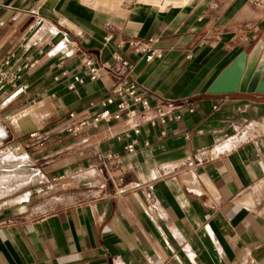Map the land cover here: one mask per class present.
<instances>
[{
  "label": "crops",
  "instance_id": "1",
  "mask_svg": "<svg viewBox=\"0 0 264 264\" xmlns=\"http://www.w3.org/2000/svg\"><path fill=\"white\" fill-rule=\"evenodd\" d=\"M97 1L0 0V171L44 176L0 204V264H264V92H209L264 58V0ZM134 82L127 136L98 115Z\"/></svg>",
  "mask_w": 264,
  "mask_h": 264
},
{
  "label": "built area",
  "instance_id": "2",
  "mask_svg": "<svg viewBox=\"0 0 264 264\" xmlns=\"http://www.w3.org/2000/svg\"><path fill=\"white\" fill-rule=\"evenodd\" d=\"M156 52L153 51V54ZM91 64V62H88ZM124 63H127L124 61ZM90 71L93 77L99 75V68L91 67ZM13 81V76L8 71L0 70V90H2L8 82ZM114 92L119 96V101L115 102V98L110 96L106 99L104 104L107 106L109 104L116 103V110L111 112L108 108L105 109L98 115V119H120L123 116L126 117V121L128 122L129 128L125 131L127 136H130L131 131L135 132L136 134L140 133V125L137 123H133V119L138 115L139 111L137 109V104H141L144 109L149 108V101L147 99V92L144 88L140 87L137 83H131L129 87L126 89L123 88H115ZM194 106L190 107V110H194ZM158 111L161 113L160 121L165 123L167 119H180L181 115H165L162 111L161 106H157ZM140 114V113H139ZM144 117V115L142 116ZM34 135V134H32ZM138 143V139L135 138L131 141L130 144L127 145V149L129 151H133L135 145ZM113 158L112 155L108 156V160Z\"/></svg>",
  "mask_w": 264,
  "mask_h": 264
},
{
  "label": "water",
  "instance_id": "3",
  "mask_svg": "<svg viewBox=\"0 0 264 264\" xmlns=\"http://www.w3.org/2000/svg\"><path fill=\"white\" fill-rule=\"evenodd\" d=\"M264 92V58L259 51L238 55L211 84V93Z\"/></svg>",
  "mask_w": 264,
  "mask_h": 264
},
{
  "label": "bare ground",
  "instance_id": "4",
  "mask_svg": "<svg viewBox=\"0 0 264 264\" xmlns=\"http://www.w3.org/2000/svg\"><path fill=\"white\" fill-rule=\"evenodd\" d=\"M4 136H5L4 130L0 129V141ZM9 158L11 157L9 156ZM20 158L21 160L16 158V161L17 159L20 160L19 167L18 166L15 167L17 168V170L12 171L13 168L12 166V168H7L5 170L0 171V198L10 194H15L19 190H22V188H24L28 184L40 182L43 179L44 176L38 169L29 167L28 165L25 166L24 160L22 159V157ZM14 162L15 161H13V163Z\"/></svg>",
  "mask_w": 264,
  "mask_h": 264
},
{
  "label": "rangeland",
  "instance_id": "5",
  "mask_svg": "<svg viewBox=\"0 0 264 264\" xmlns=\"http://www.w3.org/2000/svg\"><path fill=\"white\" fill-rule=\"evenodd\" d=\"M189 0H152V2L154 3H164L166 5L171 4V3H176V2H180L181 4H186ZM129 0H119V1H113V0H98L97 3H100L104 6H119L120 4H125L128 3ZM93 174V172H80L77 174V176H79L78 178L81 177V179L84 178H89L91 177ZM53 181V179H51ZM35 183H31L28 184L27 186H25L24 188H22V190H19L17 193L15 194H10L7 196H4L3 199H0V204H13V203H17L22 201L25 198H28L31 194V185L36 184ZM60 188H57V186L52 187L51 185H49V187L47 188V190L45 191V193H54L57 192V190H59ZM60 192L55 193L54 195L59 194ZM50 198V197H49ZM39 208V207H37Z\"/></svg>",
  "mask_w": 264,
  "mask_h": 264
}]
</instances>
